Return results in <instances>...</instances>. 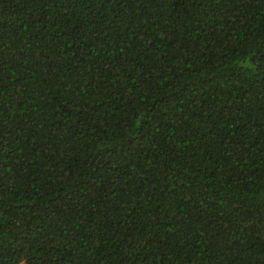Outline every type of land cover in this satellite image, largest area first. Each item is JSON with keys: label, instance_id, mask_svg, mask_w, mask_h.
<instances>
[{"label": "trees", "instance_id": "16d2710c", "mask_svg": "<svg viewBox=\"0 0 264 264\" xmlns=\"http://www.w3.org/2000/svg\"><path fill=\"white\" fill-rule=\"evenodd\" d=\"M0 264H264V0H0Z\"/></svg>", "mask_w": 264, "mask_h": 264}]
</instances>
